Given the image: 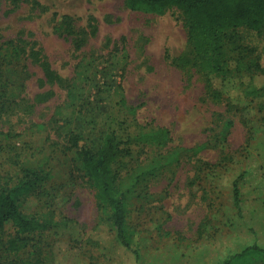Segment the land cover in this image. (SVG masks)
Returning <instances> with one entry per match:
<instances>
[{
    "label": "rangeland",
    "instance_id": "1",
    "mask_svg": "<svg viewBox=\"0 0 264 264\" xmlns=\"http://www.w3.org/2000/svg\"><path fill=\"white\" fill-rule=\"evenodd\" d=\"M63 16L75 34L64 32ZM231 37L226 55L249 47L264 69V28ZM214 87L219 96L175 9L0 0V177L15 179L20 167L46 173L21 208L68 220L20 239L5 224L0 264H134L78 158L109 133L120 143L111 167L126 192L135 264H222L246 247L264 249V110L231 96L232 80ZM158 128L167 131L162 146L151 136Z\"/></svg>",
    "mask_w": 264,
    "mask_h": 264
},
{
    "label": "trees",
    "instance_id": "2",
    "mask_svg": "<svg viewBox=\"0 0 264 264\" xmlns=\"http://www.w3.org/2000/svg\"><path fill=\"white\" fill-rule=\"evenodd\" d=\"M124 4L133 12L160 15L168 9L179 11L186 22L194 63L211 84L213 93L216 96L220 94L214 87L215 81L232 80L231 96L257 100V110H264V69L253 58L252 49L236 45L233 48L236 55L233 57L224 52L226 41L233 39L231 33L237 28L255 32L264 28V0H124ZM61 24L68 35L75 34L70 29L71 19L68 16L62 17ZM74 42L79 47L82 41L74 39ZM151 136H154L157 145L162 146L165 144L167 131L158 128L152 131ZM119 144L114 133H109L96 150L82 146L78 158L116 242L132 255L135 264L139 255L134 245L135 239L126 226V192L119 188L117 176L111 167L118 154ZM46 177V173L30 167H20L15 179L0 177V230L10 223L20 239L25 234L68 224L66 219L54 221L52 213L38 214L21 208V198L34 192ZM234 195L238 201L236 185ZM14 243L15 241H10L11 245ZM250 257L264 261V249L256 245L246 247L229 256L222 264H246V259Z\"/></svg>",
    "mask_w": 264,
    "mask_h": 264
}]
</instances>
